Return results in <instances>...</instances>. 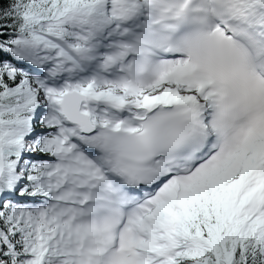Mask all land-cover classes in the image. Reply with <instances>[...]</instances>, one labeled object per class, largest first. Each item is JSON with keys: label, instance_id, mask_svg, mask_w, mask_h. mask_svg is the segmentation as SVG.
I'll return each instance as SVG.
<instances>
[{"label": "snow or ice", "instance_id": "snow-or-ice-1", "mask_svg": "<svg viewBox=\"0 0 264 264\" xmlns=\"http://www.w3.org/2000/svg\"><path fill=\"white\" fill-rule=\"evenodd\" d=\"M0 264H264V0H0Z\"/></svg>", "mask_w": 264, "mask_h": 264}]
</instances>
